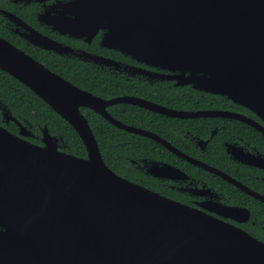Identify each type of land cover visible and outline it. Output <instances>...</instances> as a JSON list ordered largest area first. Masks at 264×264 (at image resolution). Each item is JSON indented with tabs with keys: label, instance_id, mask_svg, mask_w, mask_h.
<instances>
[{
	"label": "water",
	"instance_id": "95a60500",
	"mask_svg": "<svg viewBox=\"0 0 264 264\" xmlns=\"http://www.w3.org/2000/svg\"><path fill=\"white\" fill-rule=\"evenodd\" d=\"M70 7L78 11L72 29L90 15L110 28L115 49L177 72L178 86L227 97L264 118V0H78ZM0 69L68 121L87 150L81 158L61 151L47 129L40 146L22 138L30 135L22 125L20 136L0 125V264H264V243L245 231L111 170L80 112L89 108L160 141L106 114L119 102L158 108L81 90L2 37Z\"/></svg>",
	"mask_w": 264,
	"mask_h": 264
},
{
	"label": "flooded vegetation",
	"instance_id": "af4514ba",
	"mask_svg": "<svg viewBox=\"0 0 264 264\" xmlns=\"http://www.w3.org/2000/svg\"><path fill=\"white\" fill-rule=\"evenodd\" d=\"M76 1L0 0V37L81 90L104 100L130 97L158 108L119 102L107 106L106 114L160 141L123 129L89 108L81 107L80 112L89 124L90 117L99 116L112 125L111 140L137 142L128 143L121 153L111 147L112 166L104 161L116 174L264 243V118L227 97L178 86L171 78L177 72L146 65L115 49L108 38L110 28L99 27L90 15L85 25L72 29L69 22L77 19L78 11L70 4ZM82 74L110 78L109 94L102 96L67 78ZM0 114V125L12 133L20 136L23 126L30 135L22 138L42 146L47 129L59 140L61 151L76 155L66 137L51 133L46 123L36 127L35 121L15 115L1 100Z\"/></svg>",
	"mask_w": 264,
	"mask_h": 264
},
{
	"label": "trees",
	"instance_id": "16d2710c",
	"mask_svg": "<svg viewBox=\"0 0 264 264\" xmlns=\"http://www.w3.org/2000/svg\"><path fill=\"white\" fill-rule=\"evenodd\" d=\"M67 78L72 79L74 83L81 87L92 90L102 96H107L109 94V87L112 85L110 78L105 76L92 77L82 74L70 75L67 76ZM0 100L6 103L15 115L27 117L35 121L36 127L39 128L46 123L51 133L66 137L70 152L81 157L87 155L83 141L75 129L60 115L56 114L39 96L2 70H0ZM90 118V124L107 164L112 166L113 153L111 147L113 145L117 153H121L126 150L128 143L131 145L137 144L133 139L116 137L111 140L109 135L114 131V127L99 116Z\"/></svg>",
	"mask_w": 264,
	"mask_h": 264
}]
</instances>
